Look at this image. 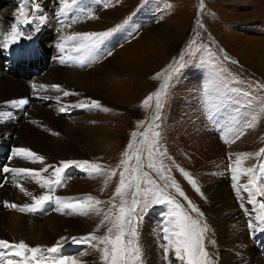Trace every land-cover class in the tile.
Segmentation results:
<instances>
[{"label":"rangeland","instance_id":"obj_1","mask_svg":"<svg viewBox=\"0 0 264 264\" xmlns=\"http://www.w3.org/2000/svg\"><path fill=\"white\" fill-rule=\"evenodd\" d=\"M89 1L96 7H86L83 12H80L81 8L87 5V0H77L73 8V15L79 12L76 15L77 21L74 15L71 22L101 23L98 33L115 29L112 35L103 40V42H109V46L103 44L107 46L108 54L98 60L95 57L94 62H113L121 72L119 79L114 82L115 86H118L119 82L121 84L119 89L114 91V95L106 97V106L101 104L100 108L87 112L89 116H98V120L93 124L102 131L99 134L100 138H96L97 143L94 145L93 154L68 160L95 163L100 166L101 174L90 175L88 171L72 166L75 169L67 168L61 174L63 177L61 182L56 184L59 186L58 191L62 190L66 195L74 193L84 195L85 198L91 196L103 201L104 203L96 204L94 200H86L87 204H93L100 209V214L91 212L89 230L85 234L75 236V242L73 239L64 242L62 237L58 239V249L63 250L66 243L75 245L76 249L69 254V257L75 258L79 252L93 244L103 247L99 244V239L92 241L82 238L90 235H95L97 238L103 237L112 227V219L117 214L121 203L120 196L113 198L120 184V173L125 171V165H122L121 161H127L128 171L125 172L127 185L129 179L135 175L132 167L137 164V159L133 153L139 149L141 178L139 199L143 200L145 190H148L147 196L151 201L152 193L162 190L176 202L175 204L149 202L146 210L140 212L138 217H134L135 243L139 245L142 264H144L142 239L148 238L163 249L164 233L161 241L156 216L164 213L165 220L169 223L173 211L187 213L199 220L202 227L207 226L203 246L211 258L209 264H216L212 233H210L209 221L204 211V185L220 179L227 181L231 184L228 187L230 197L237 201L238 196L232 185L233 171L230 176L227 175L226 167L235 168V154L247 153L251 155L241 158L239 172H246V169L253 168L254 173L246 172L247 180L249 181L250 178L253 180L251 187L253 190L255 187L258 190L255 192L260 190L264 192V186L260 185L261 182L264 184V153L261 151L264 150V19L245 20L251 14L256 17L258 5L231 4L236 0ZM250 2L256 4L259 0ZM68 3L71 5V0H68ZM260 3L263 4L264 0H260ZM33 4L46 8L44 10L47 14L51 12L47 9L61 10L60 0H29V6L26 9L29 22H18L17 25L25 36L30 33L44 34L45 32L44 36L50 43L53 37L50 36L49 27H45L41 32V29L35 26L34 22H38L39 16L32 12ZM2 8L3 3L0 4V10ZM57 13L54 12L52 15L56 16ZM13 17L17 19L18 10ZM69 17L68 9L63 18L69 22ZM17 20L20 21V17ZM12 24L14 23L10 22V26ZM165 36L166 39H164ZM20 39L16 48L19 47ZM24 43L22 40L23 45ZM59 46L53 52V56L62 54L59 57L64 60V67L52 64L49 66L61 69L69 66L71 57L66 52L60 53ZM110 47L113 48L111 52H109ZM43 48L38 52H24L32 53L31 57L34 59L42 55ZM53 48L52 46L47 49ZM45 72L40 76L32 75L33 78L30 81L42 77ZM203 79H206L209 85L221 87L219 93L222 95H213L208 90L206 92L202 90L203 92L198 95H191L198 81ZM9 83L15 88H9L8 97L16 93L20 87L19 84ZM60 89H62L61 86ZM53 91H55L54 88ZM158 92L161 94L162 104L159 110L156 109ZM2 93L5 95L7 91L4 89ZM150 96L152 99L145 103ZM17 104H20L18 100L13 101V114H17L15 109ZM19 108L23 112L24 106L21 105ZM216 112L228 115L233 127H236L235 121L240 122V131L234 134L232 141L228 140L227 145L220 142L210 131V119L217 116ZM249 123H253L254 126L249 127ZM8 124L12 125V121L9 120ZM57 131L61 137L64 136L59 127ZM133 133L136 134L135 137ZM142 133L145 135L141 136ZM129 143H132L131 149L128 148ZM8 147L0 141L1 157L6 154ZM125 152L128 156L124 155ZM113 170L115 175L112 174ZM184 173L190 175L195 181V186ZM23 177L20 176L19 179L27 178ZM155 179L160 183L159 189H156L153 181ZM173 182L184 193L183 196L179 195L176 188L172 186ZM135 190L134 183L132 187L126 189L123 197L128 202L126 207L130 206L132 192ZM240 200L244 205L246 201ZM246 203L249 204V202ZM113 205L117 208H113ZM193 206L198 211H193ZM110 208L112 214L101 225V220ZM145 221L147 225L142 231ZM115 235L114 230L112 238H115ZM125 239L127 240V237ZM52 254L54 258H57L54 253ZM52 254H50L51 257ZM67 260L70 258L67 257ZM177 261L181 264L179 260ZM45 262L54 263L55 261ZM99 264H103L101 259Z\"/></svg>","mask_w":264,"mask_h":264},{"label":"bare ground","instance_id":"obj_2","mask_svg":"<svg viewBox=\"0 0 264 264\" xmlns=\"http://www.w3.org/2000/svg\"><path fill=\"white\" fill-rule=\"evenodd\" d=\"M250 1L236 0L231 4L258 5L256 17L251 14L245 20H263L264 3H260L259 0V3L253 4ZM18 2L19 0L9 8L4 10L3 7L0 10V41H3L4 35L9 34L11 31L10 19H13L16 11L19 10ZM45 10H41L40 7L37 11L32 9V12L39 16L38 22H34L35 26L38 29L40 28L41 32L45 27H49L50 36L53 38H51L52 41L48 48L63 45L64 51L61 50L60 53L66 52L71 57L70 64L68 67L63 68V66L61 69L45 64V74L33 81H30L33 76L24 79L21 74L16 72L14 73L16 78H13L12 66L16 67V63L11 59H7L9 65L6 64L3 69L0 65V113H3L0 116V141L9 146L5 151L6 154L1 157L0 153L2 167H21L38 171L48 165L59 167L62 161L92 155L94 145L97 143L96 138H100L99 134L102 131L93 124L94 121L98 120V116H89L87 112L97 107H79L77 105L80 102L87 103L89 100H95L100 105L106 106V97L114 95V91L119 89L121 84L119 82V85L115 86L114 82L119 79L121 72L113 62H94L96 57L94 50L100 45L91 50H75L76 42L73 41L72 37L76 34L98 33L102 26L101 23L67 22L63 18L66 11L53 16L54 14H46ZM260 10H262L261 13ZM43 33L45 34V32ZM44 34L30 33L27 35L31 36L32 39L21 37L19 47L22 51L38 52L46 47L49 41ZM176 38L178 39V37ZM164 39H166V36ZM22 40L25 42L24 45ZM11 42L12 38L9 36L7 40L9 46L13 44ZM28 43L30 44L29 47ZM38 44H40L39 47ZM31 60H33L32 57L26 61L30 62ZM259 61L261 62L260 56ZM109 76H111V81H109ZM8 81L20 85L18 91L10 97H8L10 93L8 90L11 87L15 88V86H12L13 84ZM53 85L61 86L62 89L57 90ZM53 88L55 91H53ZM4 89L7 91L5 95L2 93ZM65 91L69 92L70 95L64 96ZM16 100H18V103H20L19 101L27 102L17 104L15 107L17 114H13L12 104ZM21 105L24 106L23 112L19 108ZM9 120L12 121V125L8 124ZM58 127L64 134L63 137L58 134ZM16 148H26L43 156L45 158L43 164L33 163L31 160L24 159L21 155L14 154ZM52 172L53 168H48V171L41 172V175L54 180L55 177L52 176ZM234 175L237 176V179H233ZM19 178L20 176L11 173H8L6 178L0 176V240L15 243L24 241L31 247L39 246L46 250L56 246L57 240L61 237L66 238L64 242H68L69 239L79 234H85L89 230L91 212L89 215H80L73 212L71 208L65 207V205L71 203L88 205L84 200V195L74 193L66 195L62 190L58 191L59 186L56 185L57 183L41 188L35 179L26 178L22 180ZM237 184L241 187H235ZM247 184L246 172L241 171L232 174V185L236 190V196H238L236 199L239 203L242 201L240 199L252 202L255 198L251 185L247 190L243 187ZM229 185L231 184L220 179L212 183H206L203 187L204 211L209 221L210 233H212L214 243V262L216 264H264V246L262 245L264 243V232L258 228L259 222L262 223L263 218H260L258 209L253 207L250 211L245 208V218L247 220H244L242 213L237 209L236 200L230 197ZM21 188L24 191H21ZM40 195H51L53 199L46 201L39 207H31L35 203L33 197ZM55 197H60V200L57 201ZM5 202L14 203L22 207L27 213H14L7 207L2 206ZM241 205L245 207L242 203ZM256 218H260V221ZM144 223L142 231L147 225V221ZM249 225H255L256 230L253 231ZM64 245L63 250L58 249L54 253L57 258L67 259L68 257L70 260L77 261V264H99L100 253L92 245L81 253L79 252L75 258L66 256L68 249L70 251L76 249L75 245L70 243ZM142 249L144 264H179L174 253L164 254V248H159L156 242L153 243L148 238L142 239ZM25 254L31 255L30 253Z\"/></svg>","mask_w":264,"mask_h":264},{"label":"snow or ice","instance_id":"obj_3","mask_svg":"<svg viewBox=\"0 0 264 264\" xmlns=\"http://www.w3.org/2000/svg\"><path fill=\"white\" fill-rule=\"evenodd\" d=\"M77 0H71V5H75ZM61 4V13L67 11L71 5L68 3V0H60ZM29 6V0H22L18 15L20 17V22L28 23L29 15L26 9ZM33 9H38V4L32 5ZM170 7V5H169ZM203 7V5H201ZM91 17V14H89ZM115 31L109 30L101 33H83L76 34L73 36V41L76 42L75 50H91L92 48L97 47L100 43L103 42L104 39L112 35V32ZM9 36L12 38V42L15 43L21 37L26 39H32L31 36H26L23 31H21L17 24L11 25V31L9 34L4 35V40L0 41V46L7 48L9 47L7 40ZM61 50H63V45L59 46ZM111 53H109L110 55ZM35 87V86H34ZM54 88L60 90V86L53 85ZM64 96L70 95L69 92L65 91ZM161 94L158 92L156 94V109L159 110L162 107ZM152 97H148L145 103L148 100H151ZM20 103H26L27 101H19ZM79 107H101L100 103L95 100H89L87 103L80 102L78 103ZM107 110V109H105ZM3 113H0L2 116ZM155 118V115H154ZM253 123H249V127H253ZM135 133H133V137H135ZM145 134L142 133L141 136ZM158 135V134H156ZM239 137H237L238 139ZM128 148H132V143H129ZM264 153V150H261ZM14 154L23 156L26 160H31V162L36 163L39 162L43 164L44 157L32 152L26 148H16L14 149ZM125 156H128V153L125 152ZM136 156L137 164L132 167V172L135 173L126 185L125 183V172L128 171L127 161L122 160L121 164L125 165V171L120 173V184L116 188L115 196L121 197V203L118 206L117 214L114 215L112 219V227L108 229V232L100 238H97L95 235H90L87 240L95 241L99 239V244L103 245L100 247L98 244H93L92 247L101 254L100 259L103 261V264H142L141 254L139 245L135 243L136 229L133 223L134 217H138L140 212L146 210L149 202L153 204H175V200L172 197L168 196L162 190L153 192L151 201H149L147 196V191L145 190V196L143 200H140V184L141 178L139 176L140 172V150L138 149L136 153H133ZM236 159L234 161L236 167L232 169L233 173H237L240 171V165L242 163V157H248L251 154L241 153L235 154ZM231 160V155H230ZM130 159V157H129ZM77 167L82 170L88 171L89 174H101V168L99 165L95 163H90L89 161H62L61 166H52L48 165L40 170H33L30 168H21V167H0V173H11L16 176H24L27 178L35 179L38 184H40L41 188H44L52 183L59 184L61 182V174L69 167ZM149 167H154V165H149ZM259 167V166H257ZM48 168H53L52 176L55 179H49L41 175V172H47ZM253 168L246 169L247 173H254ZM115 175V170L112 172ZM184 175L189 179V181L195 186V181H193L189 174L184 173ZM6 178V177H5ZM233 179H237V176H233ZM133 183L135 184V191L132 192V200L130 206L126 207L125 205L128 203L123 199L126 194V189L128 187H132ZM253 184V180L250 178L247 185H243L245 190L248 189L249 185ZM172 186L176 188V191L179 195L183 196L184 193L172 183ZM235 187H241L239 184L235 185ZM21 191H24L21 188ZM197 191L199 189L197 188ZM28 194V193H26ZM35 203L31 206L33 208L39 207L43 205L46 201L53 199L51 195H40L38 197H33ZM57 201L60 200V197H55ZM87 201H95L96 204L104 203L103 201H99L94 197L88 196L84 198ZM6 207L16 208L18 207L16 204H9L5 202ZM65 207L71 208L73 212L78 213L80 215H89L90 212H94L96 215L100 214V209L96 208L93 204H82V203H71L65 205ZM113 208H117L116 205L112 206ZM179 207V205H177ZM261 208L264 209V204H261ZM193 211H198V209L193 206ZM112 214V209L110 208L108 213H105L104 219L101 220L100 224L103 225L105 221H107ZM202 215V214H201ZM172 217H176V219H172ZM170 226L163 228L164 239L167 242L164 245L165 254L174 253L175 257L181 262V264H209L210 257L207 251L203 246L204 233L207 231V226L203 227L200 224V221L192 218L187 213H177L173 211L169 220ZM253 231L256 230L255 225H249ZM115 230L116 235L115 238H112V233ZM260 231H264V219H262V226L259 228ZM127 237V240L125 239ZM66 239V238H61ZM73 241H76V238H72ZM109 245L111 247H109ZM59 244L57 246L47 248L46 251L42 250L41 247H31L26 244L24 241H20L19 243L10 242L7 240H0V264H44L45 261L54 260L55 264H77L75 260H67V259H59L51 257L50 254L57 252ZM25 253H30V256H26Z\"/></svg>","mask_w":264,"mask_h":264},{"label":"crops","instance_id":"obj_4","mask_svg":"<svg viewBox=\"0 0 264 264\" xmlns=\"http://www.w3.org/2000/svg\"><path fill=\"white\" fill-rule=\"evenodd\" d=\"M220 89L221 87L209 85L206 79H203L202 81H198L196 88L191 91V95H198V93L201 94L202 90H208L213 95L219 96L222 95L219 93L221 91Z\"/></svg>","mask_w":264,"mask_h":264}]
</instances>
